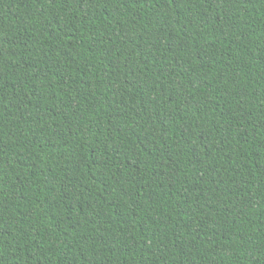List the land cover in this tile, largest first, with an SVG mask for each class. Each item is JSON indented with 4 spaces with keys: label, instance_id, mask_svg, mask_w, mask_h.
Returning <instances> with one entry per match:
<instances>
[{
    "label": "trees",
    "instance_id": "trees-1",
    "mask_svg": "<svg viewBox=\"0 0 264 264\" xmlns=\"http://www.w3.org/2000/svg\"><path fill=\"white\" fill-rule=\"evenodd\" d=\"M0 264H264V0H0Z\"/></svg>",
    "mask_w": 264,
    "mask_h": 264
}]
</instances>
